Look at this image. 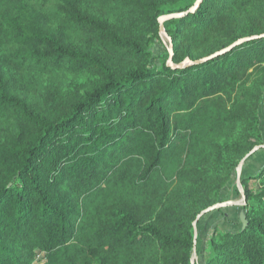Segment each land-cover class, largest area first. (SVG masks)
I'll return each instance as SVG.
<instances>
[{"label":"trees","instance_id":"obj_1","mask_svg":"<svg viewBox=\"0 0 264 264\" xmlns=\"http://www.w3.org/2000/svg\"><path fill=\"white\" fill-rule=\"evenodd\" d=\"M258 68L264 0H0V264H191L197 216L264 145ZM241 178L248 225L203 264H264V168Z\"/></svg>","mask_w":264,"mask_h":264},{"label":"rangeland","instance_id":"obj_2","mask_svg":"<svg viewBox=\"0 0 264 264\" xmlns=\"http://www.w3.org/2000/svg\"><path fill=\"white\" fill-rule=\"evenodd\" d=\"M54 31H56L61 36L64 42H70L69 35H63L62 32L56 28H54ZM162 40L165 45L168 43L167 38L165 36H163ZM162 46L163 45H161L160 43L156 41L153 46L154 53L158 54L160 50L162 49ZM10 74H11V71L9 70L7 76H10ZM263 82H264V68H258L257 70L253 72L252 77L248 83V88H245V89L247 91L255 89L254 93H257L258 89H262V88L260 86H255V87H252V86H254L255 84L258 85L259 83H263ZM244 105L246 106L245 108L246 112H253L254 108H252L251 106L253 104L250 103L249 97L244 102ZM253 114H258V116L260 117L259 127L261 128L260 129L261 131H259V133L263 139L262 143L264 144V102H262V104H260L257 107V109H254ZM241 130L243 131V127L241 128ZM243 135L244 133H242L240 136L242 137ZM239 141L243 142L241 138L238 140V142ZM254 142L256 141L254 140L250 141V143H254ZM239 165L237 167V170L239 168ZM263 168H264V149H261L257 151L254 155H252L244 163L241 176L245 178L254 176L258 174L259 172H261ZM237 170H236V175L233 180V183L239 189L237 185ZM241 182H242V178H241ZM233 183L228 185L226 191L223 193V197L225 198L226 202L233 201L236 203H243V198L241 195L239 197L237 196L232 197V195L230 196V193H231L230 190L232 188ZM248 183H249L250 188L254 191H256L260 187V181L258 179H249ZM241 189H243L242 183H241ZM241 207L242 206L240 205L224 207L214 212H211L209 214H206L204 217L201 218V220L196 225L197 233H198L197 238H198V235L201 238L200 245H199V249L201 250V252L198 253L196 251L194 253L191 259V264H203L204 262L202 260V253H203V247H204L203 242L206 243L210 239V237L213 235L215 230H218L219 232H233V231L239 230L242 227L241 221L240 223H237L239 219V214L241 213ZM143 218L147 221H150L149 219L151 218V215L146 214L143 216Z\"/></svg>","mask_w":264,"mask_h":264},{"label":"water","instance_id":"obj_3","mask_svg":"<svg viewBox=\"0 0 264 264\" xmlns=\"http://www.w3.org/2000/svg\"><path fill=\"white\" fill-rule=\"evenodd\" d=\"M198 7H200V4H196L192 9H191V11H194V10H196ZM183 16H185V14H174V15H170V16H164V17H161L160 19H159V23H160V31H161V34L163 35V36H165V37H167L168 38V36L166 35V32H165V30H164V26H163V24H164V22L165 21H167V20H170V19H175V18H181V17H183ZM168 41H169V43H170V51H171V53H172V46H173V44H172V40L170 39V38H168ZM244 41H249V39H244V40H240V41H238V42H236L232 47H234V46H236V45H239V44H241V43H243ZM232 47H230L229 49H227V50H224V51H222L221 53H217V54H215L213 57H217V56H219L220 54H222V53H224V52H226V51H228V50H230ZM213 57H211V58H213ZM191 64H193L191 61H189V60H187V62L186 63H183V64H180V65H175L174 63H173V60H172V57H170V59H169V61H168V66L169 67H171V68H182V67H185V66H187V65H191ZM261 149H264V145H262V146H258V147H255L242 161H241V163H240V165H239V168H238V170H237V185H238V187H239V189H240V191H241V193H242V195H243V203H236V202H233V201H228V202H225V203H220V204H216V205H214V206H212V207H209V208H207V209H205V210H203L198 216H197V218H196V220H195V222H194V224H193V226H194V230H195V242H196V239H197V223L201 220V218L202 217H204L206 214H209V213H211V212H214V211H216V210H219V209H221V208H224V207H228V206H241V205H245V197H244V192L242 191V189H241V175H242V169H243V166H244V163L252 156V155H254L257 151H259V150H261ZM240 221H241V223H242V229H245L246 227H247V225H248V221H247V219H246V216H245V214H244V212H241L240 213ZM195 250V252H196V248L194 249Z\"/></svg>","mask_w":264,"mask_h":264}]
</instances>
